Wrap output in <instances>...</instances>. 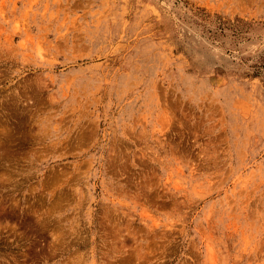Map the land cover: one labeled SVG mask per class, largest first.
I'll use <instances>...</instances> for the list:
<instances>
[{"label": "rangeland", "instance_id": "obj_1", "mask_svg": "<svg viewBox=\"0 0 264 264\" xmlns=\"http://www.w3.org/2000/svg\"><path fill=\"white\" fill-rule=\"evenodd\" d=\"M0 264H264V0H0Z\"/></svg>", "mask_w": 264, "mask_h": 264}]
</instances>
